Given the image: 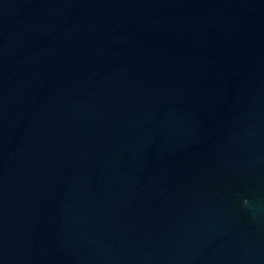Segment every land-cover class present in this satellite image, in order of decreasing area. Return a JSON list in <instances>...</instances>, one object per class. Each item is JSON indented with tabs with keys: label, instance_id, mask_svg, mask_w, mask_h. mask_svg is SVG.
Segmentation results:
<instances>
[{
	"label": "water",
	"instance_id": "obj_1",
	"mask_svg": "<svg viewBox=\"0 0 264 264\" xmlns=\"http://www.w3.org/2000/svg\"><path fill=\"white\" fill-rule=\"evenodd\" d=\"M0 264H264V0H0Z\"/></svg>",
	"mask_w": 264,
	"mask_h": 264
}]
</instances>
